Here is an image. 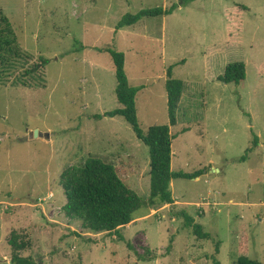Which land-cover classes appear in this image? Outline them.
Returning <instances> with one entry per match:
<instances>
[{
  "label": "rangeland",
  "instance_id": "obj_1",
  "mask_svg": "<svg viewBox=\"0 0 264 264\" xmlns=\"http://www.w3.org/2000/svg\"><path fill=\"white\" fill-rule=\"evenodd\" d=\"M171 5L116 28L127 13ZM0 12L21 47L47 61L43 86L0 83V264H11L12 232L35 264L264 263V0H0ZM107 48L124 53L143 132L168 123V68L183 81L171 169L198 179H172L177 202L94 233L63 211L64 169L104 155L149 194L148 147L123 117L103 116L121 107ZM239 61L244 80L221 81ZM181 211L210 236L198 238Z\"/></svg>",
  "mask_w": 264,
  "mask_h": 264
},
{
  "label": "trees",
  "instance_id": "obj_2",
  "mask_svg": "<svg viewBox=\"0 0 264 264\" xmlns=\"http://www.w3.org/2000/svg\"><path fill=\"white\" fill-rule=\"evenodd\" d=\"M182 3L193 0H181ZM175 5L165 9L155 7L143 9L137 13H127L117 22L116 28L134 25L142 17L170 14ZM111 56L116 87L115 94L121 107L106 111L103 116H121L130 125L136 137L148 147L149 157V194L146 198L138 195L119 176L114 163L104 155L88 156L79 166L67 167L60 176L66 202L64 213L79 220L85 229L94 233L117 232V230L139 217L142 210L155 208L164 204H173L174 199L170 188L174 178H194L196 174L175 172L171 169V139L170 126L177 123L176 109L183 91V81L172 77L168 68L165 79L167 98V124L151 125L143 132L140 128L135 106V96L139 90L130 85L124 71V53L112 48L105 50ZM46 60L25 51L18 42L16 33L7 16L0 12V83L4 84L14 76L11 84L24 87H38L45 84L44 69ZM17 70L16 75H13ZM245 78L244 63H229L219 77L224 83H240ZM100 117L101 115H96ZM256 145V140H253ZM243 156L241 160H244ZM180 214L185 219L186 226H193V232L198 238H207L209 233L203 231L201 225L194 223L193 218L185 211ZM8 244L11 248V264H35L33 259L22 256L20 252L29 243L12 232ZM219 243H217L218 245ZM213 264H221L213 256ZM234 264H264L239 255Z\"/></svg>",
  "mask_w": 264,
  "mask_h": 264
},
{
  "label": "water",
  "instance_id": "obj_3",
  "mask_svg": "<svg viewBox=\"0 0 264 264\" xmlns=\"http://www.w3.org/2000/svg\"><path fill=\"white\" fill-rule=\"evenodd\" d=\"M37 134H38V131L35 130V131H34V136H37ZM214 170H215V171L217 170V165H214Z\"/></svg>",
  "mask_w": 264,
  "mask_h": 264
},
{
  "label": "crops",
  "instance_id": "obj_4",
  "mask_svg": "<svg viewBox=\"0 0 264 264\" xmlns=\"http://www.w3.org/2000/svg\"><path fill=\"white\" fill-rule=\"evenodd\" d=\"M171 152H172V150H171ZM213 166H214V165H213ZM196 178L198 179V177H196ZM174 201L177 202L175 199H174Z\"/></svg>",
  "mask_w": 264,
  "mask_h": 264
}]
</instances>
